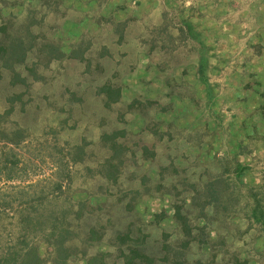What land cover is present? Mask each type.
I'll list each match as a JSON object with an SVG mask.
<instances>
[{"label":"rangeland","instance_id":"374dc122","mask_svg":"<svg viewBox=\"0 0 264 264\" xmlns=\"http://www.w3.org/2000/svg\"><path fill=\"white\" fill-rule=\"evenodd\" d=\"M7 17L28 21L36 44L41 38L65 51L78 41L84 44L82 59L66 57L46 68L30 55L16 67L20 78L34 68L43 80L29 75V87L10 85L7 72L0 79V110L22 93L11 119L30 132L13 149L20 159L16 177L0 180L5 243L13 208L60 184L58 201L87 205L75 220L76 235L92 226L100 235L88 243L87 254L108 253L106 260L122 264L117 231L142 222L154 239L162 227H172L168 218L152 221L163 209L171 213L167 198H143L130 213L121 208L119 189L136 186L144 174L152 185L160 166L167 167V180L185 175L205 180L225 170L227 182H236L241 191V208L231 211L235 217L226 228H212L227 235L226 258L243 246L261 252L250 264H264V229L249 220L251 205L264 201V0H0V22ZM200 56L207 84L197 76ZM104 84L121 89L118 102L104 105L99 90ZM136 97L143 104L130 108ZM114 131L122 132L117 140L135 156L125 161L119 182L110 184L99 174L108 156L100 136ZM142 144L156 152L155 158L140 159ZM73 145L83 147L77 163L67 157ZM9 199L12 208L2 203ZM37 244L46 258L47 247ZM86 245L78 244L85 250ZM206 249L193 250L199 256ZM85 260L78 256L71 262Z\"/></svg>","mask_w":264,"mask_h":264},{"label":"trees","instance_id":"16d2710c","mask_svg":"<svg viewBox=\"0 0 264 264\" xmlns=\"http://www.w3.org/2000/svg\"><path fill=\"white\" fill-rule=\"evenodd\" d=\"M14 20L7 17L0 22V79L7 72L11 78L10 85L20 82L29 87L30 84L26 80L29 75L32 81L43 80L41 74H37L34 68L28 69L27 77L20 78L16 67L21 66L30 55L37 57L33 61L42 63L45 68L50 62L61 61L66 57L83 58V41L70 45L68 51L59 44L41 38V42L36 44L31 24L26 20L20 23ZM204 66L205 58L200 56L197 76L204 81L202 83L207 84ZM99 90L104 94L106 106L118 102L122 97L121 89L116 86L104 84ZM21 95L22 93L16 95L13 102L8 98L10 101L8 108L0 110V180H12L16 177L15 169L20 159L14 155L13 149L25 143L30 137L27 127L11 119L14 103L16 99L22 97ZM141 101L142 98L136 97L128 106L138 107L143 104ZM118 133L122 132L114 131L100 136L101 142L106 144L108 156L101 162L99 174L110 184L119 182L125 169V161L129 156H135L133 155L135 152L128 150L125 142L117 140ZM165 133L168 132H161L158 137L168 135ZM138 148L141 160L155 158L156 152L147 145L142 144ZM82 153L81 145H73L67 154L68 161L79 162ZM7 154H10L11 158ZM170 168L175 169L172 165ZM166 170L167 167H159V179L152 185L148 183L149 179L144 174L140 176L136 186L117 191V199L123 205L121 208L130 213L135 210L139 201L151 196L167 198L171 209L170 214L163 209L153 215L154 223L168 218L170 219L168 225L172 227L171 231L162 227L158 238H149L151 234L146 233L142 222L137 225L131 222L125 231L116 232L115 239L118 242L115 246L122 257V264H250V261L254 260L253 256L261 258L259 250L253 251L243 246L234 249L230 258H226L227 235L219 232L217 228H212L214 224L222 229L226 228L228 222L233 221L235 217L231 211L241 208L238 200L241 191L236 187V182L231 180L227 182V178L224 177L225 170L209 174L205 180L197 178L193 181L186 175L178 180H167L164 176ZM57 189L61 190L60 184L57 185ZM56 190L40 195L33 202L18 204L15 209L13 208L14 213L9 223L11 232L7 233L10 238L7 243L5 238L2 239L4 234L1 231L5 219L0 212V243L1 241L2 244L5 243L0 244V264H74L71 259L78 256L85 257L86 264H118L115 260H106L108 253L87 254L88 243L98 241L96 236L100 237L94 226L88 228L83 235H76L80 234L76 230L79 222L75 225V220L87 205L82 200L66 205L58 201ZM52 199L55 200L54 204ZM48 202L51 203L50 206L47 205ZM2 203L12 208L11 199L2 200ZM243 207L248 210L247 205L244 204ZM5 208L3 207V211ZM249 220L264 229L263 200L257 199L251 205ZM73 239H77L78 244L86 241V250L73 243ZM37 241L47 247L46 258L40 255ZM194 246L208 249L201 250L200 255L195 256ZM205 251H208V257L203 258L206 256Z\"/></svg>","mask_w":264,"mask_h":264}]
</instances>
